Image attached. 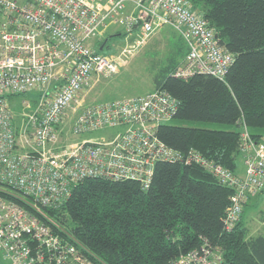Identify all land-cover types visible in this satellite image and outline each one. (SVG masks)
<instances>
[{
    "label": "built area",
    "instance_id": "built-area-1",
    "mask_svg": "<svg viewBox=\"0 0 264 264\" xmlns=\"http://www.w3.org/2000/svg\"><path fill=\"white\" fill-rule=\"evenodd\" d=\"M164 25L187 45L175 76H224L233 53L191 0H0V264H102L50 212L85 178L134 179L146 188L159 160L199 165L233 189L226 230L249 193L264 192V135L252 138L245 125L240 175L192 146L182 151L156 135V125L178 104L163 88L82 101L90 82L114 73L131 45ZM112 28L131 39L130 46L102 52ZM30 89L36 94L20 100L17 121L9 95ZM105 127L115 130L84 135ZM220 261V248L203 242L170 264Z\"/></svg>",
    "mask_w": 264,
    "mask_h": 264
},
{
    "label": "trees",
    "instance_id": "trees-1",
    "mask_svg": "<svg viewBox=\"0 0 264 264\" xmlns=\"http://www.w3.org/2000/svg\"><path fill=\"white\" fill-rule=\"evenodd\" d=\"M191 3L233 60L222 78L207 73L175 76L187 45L166 26L168 48L153 66L152 88H163L178 99L171 116L178 122L169 118L157 124L155 132L167 145L182 151L192 146L235 172L242 126L254 139L264 135V0ZM118 33L109 32L102 41ZM20 94L9 95L17 121L21 102L13 98ZM232 191L199 165L159 160L146 188L134 179L85 178L72 187L60 209L50 212L102 264H170L203 242L220 248V264H264V234L247 235L240 216L225 229L224 209Z\"/></svg>",
    "mask_w": 264,
    "mask_h": 264
},
{
    "label": "rangeland",
    "instance_id": "rangeland-1",
    "mask_svg": "<svg viewBox=\"0 0 264 264\" xmlns=\"http://www.w3.org/2000/svg\"><path fill=\"white\" fill-rule=\"evenodd\" d=\"M169 25H164L153 32L148 39L139 46H130L131 39L124 38V34L110 35L100 49L102 52L115 51L118 52L128 43L130 51L126 52L122 58L117 70L109 75L98 77L97 80L90 82L82 91L84 98L82 101L90 102L95 100H104L113 97H121L145 92L152 88V74L154 72V64L160 60L161 56L166 53L168 45L163 33L164 28ZM112 28L110 32L115 31ZM36 94L34 89H30L23 94L14 96L15 102L21 99H30ZM18 105V104H17ZM13 107L15 105H12ZM169 122H178L176 119H169ZM193 124L201 125L210 128H229L234 127L230 124L220 122H195ZM236 127V126H235ZM114 127H105L90 134L99 136L101 134H112ZM239 154L237 163H239ZM244 171V170H243ZM240 218L243 224L247 227V235L264 234V192L255 193L254 196L248 199L242 206Z\"/></svg>",
    "mask_w": 264,
    "mask_h": 264
},
{
    "label": "crops",
    "instance_id": "crops-1",
    "mask_svg": "<svg viewBox=\"0 0 264 264\" xmlns=\"http://www.w3.org/2000/svg\"><path fill=\"white\" fill-rule=\"evenodd\" d=\"M239 155H240L239 156V159H240L239 161L240 162L237 163V165H236L234 170H235L236 173L241 174L243 172V170H244V163H243V160H242V154L240 153ZM258 192H262V191H254V192L249 193V196H248L246 202L248 201L249 198H251L252 196H254L255 193H258Z\"/></svg>",
    "mask_w": 264,
    "mask_h": 264
},
{
    "label": "bare ground",
    "instance_id": "bare-ground-1",
    "mask_svg": "<svg viewBox=\"0 0 264 264\" xmlns=\"http://www.w3.org/2000/svg\"><path fill=\"white\" fill-rule=\"evenodd\" d=\"M235 173H236V172H235ZM237 174H238V173H237ZM241 174H243V172H242ZM241 174H240V175H241Z\"/></svg>",
    "mask_w": 264,
    "mask_h": 264
}]
</instances>
